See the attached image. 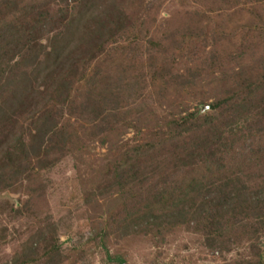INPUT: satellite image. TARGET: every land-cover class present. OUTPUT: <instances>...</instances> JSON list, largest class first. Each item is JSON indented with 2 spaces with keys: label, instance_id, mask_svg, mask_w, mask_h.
Listing matches in <instances>:
<instances>
[{
  "label": "rangeland",
  "instance_id": "374dc122",
  "mask_svg": "<svg viewBox=\"0 0 264 264\" xmlns=\"http://www.w3.org/2000/svg\"><path fill=\"white\" fill-rule=\"evenodd\" d=\"M48 1L22 4V28L26 8ZM110 1L124 24L114 20L103 36L99 67L83 64L110 78L107 101L92 94L96 112L104 111L97 120L78 106L87 98L81 82L69 86L78 92L69 104L49 98L48 82L26 91L23 73L33 67L16 66L20 57L10 64L15 76L8 66L0 74V140L14 134L24 145L16 153H37L32 131L44 132L45 117L56 125L45 142L62 146L60 131L72 140L62 154L43 156L48 169L30 159L28 178L0 189V264H264V0ZM0 6L1 26L19 8ZM199 35L214 42L189 65ZM11 54L0 43V71ZM187 66L196 75L180 88L172 79ZM236 99L244 110L235 111ZM209 118L206 128L218 135L214 156L188 160L184 150L203 138L199 128ZM172 213L183 224L164 220ZM215 217L220 229L208 230Z\"/></svg>",
  "mask_w": 264,
  "mask_h": 264
},
{
  "label": "trees",
  "instance_id": "16d2710c",
  "mask_svg": "<svg viewBox=\"0 0 264 264\" xmlns=\"http://www.w3.org/2000/svg\"><path fill=\"white\" fill-rule=\"evenodd\" d=\"M25 1L27 0H0V4L3 5L4 9L5 7L9 8L10 6L15 9L19 8L17 12H14V14L7 16L4 15L6 18L5 20L3 19L4 21L0 26V43L4 42V44L9 46V49L12 51L8 61L4 62L6 65L3 66L0 74L2 73L3 75L4 68L7 66L9 71L10 64L15 63L16 59L20 57L22 61L19 62L20 64H16V66L20 68H26L29 66L33 67L29 74L23 73V76L25 74L27 75V77H22V80L26 85V91H41V84L38 82L43 81L44 84L48 82L49 85L47 86V89L50 93L49 98L57 102L62 101V103L69 104H73L72 99H75L78 93L77 92L71 95L73 90L69 88V86L74 85L77 82H81V86H85V88H87V98L80 102L78 106L81 108L80 110L85 112V114H89L93 117V119L96 117L97 120V118H99V114L104 111H101L100 113L96 112V104L92 94L98 90L102 94H105L104 98L105 101H107L109 97V91H106L108 87L107 81L110 78L108 75L104 78V74L100 78H96L97 74L95 73V68L87 71L83 64L95 62V65L99 67L101 63L99 58L101 56L106 57L105 51L102 48L104 44L103 36H109L111 32V25H113L114 20L120 19V26L122 28L126 16L120 13L117 10V7H115L110 0H50L48 2H43L41 5L37 6L39 8H36L35 10L28 9L30 7L26 8V14L27 16L29 15V20L22 28V25H20L18 21L20 17L25 15V12L23 13V10L25 9L24 7H21ZM50 4H52V6H50ZM24 30H26V34L24 33ZM42 40L44 43H42ZM198 41L201 43V49H193V52L189 54V65L194 62H199V60L204 58L202 55L204 47L208 43H213L214 37L199 35ZM212 49V54L216 55L219 54L221 50V48ZM2 57L3 56H0V63L2 61ZM25 58L29 60H25ZM14 71L15 70L13 68L9 72L15 76L16 74ZM172 74L174 75L173 71ZM195 75L196 74L193 71L189 70V66H187L183 69L181 75L182 78L181 76L176 75L172 80L174 83L179 85L178 87L184 88L186 85L188 86V84H191L190 82ZM158 78L155 82H163L161 75L158 76ZM26 83L32 85V87ZM248 83L251 84L252 82ZM0 87L4 88L1 84ZM154 88L159 89L157 87ZM255 88L256 86L253 87V89ZM128 90L129 87L126 88L125 92L129 93ZM130 90L134 91V87ZM17 94L20 95L21 100V92ZM24 94H26V92ZM36 100L37 104H40L42 107H45L47 104L44 97H38ZM242 102L243 99L240 101L236 99L237 105L233 106L235 107V111H238L239 108L244 110V107L241 106L243 104ZM118 105L119 104L117 103V106ZM25 111L26 110L23 109L22 113L19 115L26 114ZM74 113L75 112L71 110L69 117H71ZM78 114L80 115L82 112H79ZM4 116L5 112L0 106V126L2 125V119ZM189 117L190 120H193L192 114L189 115ZM47 118L48 117H45L42 119V122L40 121L39 127L43 128L44 132L50 134L56 129V125L52 124L51 126H48L46 124ZM211 121V118H209L202 123L203 128L200 127L199 131H201L200 133L203 138L199 140L196 145H190L192 150H184L186 152L184 157L188 160L203 161L206 160V155L211 159L213 158L214 151L212 150V147L215 146V140L218 135H215L211 129L206 128L211 124ZM95 125L97 131L100 130L99 126H102L103 128L105 127L104 124H102V120ZM125 129H130V127L127 126ZM44 132L40 129H34V131H32V134L37 137L36 144H38L36 146H31L33 150L36 149L37 153L35 154L32 152H25V154L16 153V150H20L19 146L24 147V145L18 141L19 139L17 136L14 137V134L9 133L7 136L2 138V140H0L1 190H7L15 184L18 185L21 181L28 178V174L31 171L28 170V166L32 164L29 163L30 159H32L31 161H33L34 165H36L35 169H39L40 167L48 169V162L50 160L43 158V156L47 157L51 154L59 155L63 149L66 148L65 151L69 149V145L67 147L66 145L72 140L66 131H60L58 134L60 139L65 142V144L64 142L62 144L64 147L56 146L54 144V140L45 142L43 140ZM228 132L232 137L234 130L228 128ZM230 138L229 136L227 138L229 140L228 144H230ZM11 141L15 143L12 144ZM218 142H220V140ZM17 143L19 146L16 145ZM219 144L224 147L223 143L221 144L220 142ZM9 145L10 147L8 148ZM223 188H226V185H223ZM219 195L220 192L218 193V196ZM220 199L226 203L228 196L222 194ZM159 200H161V196ZM217 201L218 199H214L213 202ZM173 205L176 206L174 203ZM204 205L206 204L203 203L202 206ZM219 206L220 205L217 206V211H219ZM217 217H215L214 221L210 219L211 221L206 224V226H208V230L210 227H218L220 229V222L216 221ZM146 219L148 220L150 217H147ZM180 219L181 218L180 216L178 217L177 213L164 216V220H166L169 224H183V221L179 223ZM206 219L205 221H208V218Z\"/></svg>",
  "mask_w": 264,
  "mask_h": 264
}]
</instances>
